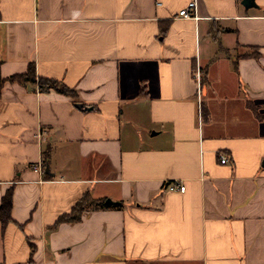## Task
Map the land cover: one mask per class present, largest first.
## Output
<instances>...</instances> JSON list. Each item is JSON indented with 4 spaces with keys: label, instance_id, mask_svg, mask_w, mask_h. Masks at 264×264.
Returning a JSON list of instances; mask_svg holds the SVG:
<instances>
[{
    "label": "crops",
    "instance_id": "obj_1",
    "mask_svg": "<svg viewBox=\"0 0 264 264\" xmlns=\"http://www.w3.org/2000/svg\"><path fill=\"white\" fill-rule=\"evenodd\" d=\"M193 1L0 0L2 77L77 92L4 86L0 264H264V0Z\"/></svg>",
    "mask_w": 264,
    "mask_h": 264
},
{
    "label": "trees",
    "instance_id": "obj_2",
    "mask_svg": "<svg viewBox=\"0 0 264 264\" xmlns=\"http://www.w3.org/2000/svg\"><path fill=\"white\" fill-rule=\"evenodd\" d=\"M1 66V64H0ZM19 84L22 86H36L40 93H50L55 91L59 94H62L67 97L76 98L77 92L68 86H66L62 81L43 78L37 75V68L34 63H31L28 67L26 73L17 74L5 79L1 75L0 67V100L2 97V92L6 83ZM50 161V151H47L43 159V167L46 170V167L49 165ZM46 179H51V176L44 173ZM13 196H14V187L8 190L7 194L4 196L2 203L0 204V221L3 227V230L7 228L11 223H14L12 218L13 210ZM116 208L122 209L123 203H112L108 204L107 201H94L91 197L86 194L78 204L73 208L71 213L64 214L59 217L54 227L50 230H56L60 225L64 223H79L82 221L83 214L89 210H100V209H109ZM22 228V227H21ZM32 254L35 251V246L31 243Z\"/></svg>",
    "mask_w": 264,
    "mask_h": 264
},
{
    "label": "built area",
    "instance_id": "obj_3",
    "mask_svg": "<svg viewBox=\"0 0 264 264\" xmlns=\"http://www.w3.org/2000/svg\"><path fill=\"white\" fill-rule=\"evenodd\" d=\"M196 10H197V0H194L193 2H191L188 5L187 8L181 10L180 16L185 18V19H196L197 18ZM202 77H203V72L200 68H198L197 71L195 72V78H196L197 83L199 85V91L201 90V87H202ZM221 162H222V164H226L229 162V159L224 156L221 158ZM36 170H39L42 172L43 169L41 167H38V168H36ZM167 189L170 192H180V193H184L186 190L185 186L179 182L170 183L167 186Z\"/></svg>",
    "mask_w": 264,
    "mask_h": 264
},
{
    "label": "water",
    "instance_id": "obj_4",
    "mask_svg": "<svg viewBox=\"0 0 264 264\" xmlns=\"http://www.w3.org/2000/svg\"><path fill=\"white\" fill-rule=\"evenodd\" d=\"M242 5L247 9H252V8H257V4H256V0H243L242 1ZM76 107L80 110H86V108H84L83 104H76ZM45 173L48 175H51V171H50V166L48 165L46 167ZM108 203L112 204V201H108Z\"/></svg>",
    "mask_w": 264,
    "mask_h": 264
},
{
    "label": "rangeland",
    "instance_id": "obj_5",
    "mask_svg": "<svg viewBox=\"0 0 264 264\" xmlns=\"http://www.w3.org/2000/svg\"><path fill=\"white\" fill-rule=\"evenodd\" d=\"M205 83V75L203 74V77H202V85Z\"/></svg>",
    "mask_w": 264,
    "mask_h": 264
}]
</instances>
